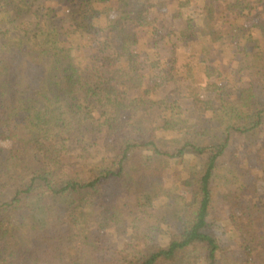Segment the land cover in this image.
Instances as JSON below:
<instances>
[{
  "label": "trees",
  "instance_id": "1",
  "mask_svg": "<svg viewBox=\"0 0 264 264\" xmlns=\"http://www.w3.org/2000/svg\"><path fill=\"white\" fill-rule=\"evenodd\" d=\"M106 2L0 0V264L264 263V21L210 4L164 57L152 0ZM193 69L187 107L152 97Z\"/></svg>",
  "mask_w": 264,
  "mask_h": 264
},
{
  "label": "rangeland",
  "instance_id": "2",
  "mask_svg": "<svg viewBox=\"0 0 264 264\" xmlns=\"http://www.w3.org/2000/svg\"><path fill=\"white\" fill-rule=\"evenodd\" d=\"M156 8L153 11H150L148 14L146 20L151 22V27H153L157 32V34L153 35L151 37L152 45L155 48H158L160 50V54L162 56H168L171 53V46L170 44H166L165 40L162 35L166 34L168 29H179L181 27V24L186 19H191L194 23L201 25L203 17H207V11L204 10V7H207L210 4H214L217 6V13L223 21L226 23L225 26H229V24L237 23L239 25L245 26V28L250 29L253 26L258 25L259 23L264 21V0H152ZM109 2V3H108ZM244 2L245 8L240 13L236 12V9L232 8V5L234 3H240ZM113 3V0H107L105 4L101 6V10L99 11L101 13V23L105 25V17L108 13V16L112 15V12L110 13L109 7ZM61 13V10L58 11ZM225 12V13H224ZM99 20V19H98ZM226 20V21H225ZM261 21V22H260ZM140 31V30H139ZM259 32V31H258ZM139 34V32H138ZM142 34V33H141ZM140 36V35H139ZM263 40V39H262ZM222 46L215 47L213 49V58L217 59V65L219 66L220 70L226 71L229 69V67L234 64L233 60L237 59L239 55H234L235 57L232 58L230 54V48H228L226 51H223L222 53ZM222 53V54H221ZM185 55L180 56L178 58V62L180 64H183L186 62L189 58H186ZM109 70L111 68H108ZM194 70V69H193ZM244 74V73H243ZM200 73L196 70L192 72V76L196 78L197 81H190V80H170L165 81L160 87H157L153 94V98H158L162 96H169V100L179 98L181 103L185 104L184 107L188 106V102L190 101L188 97L190 92H192V89L199 83V76ZM238 76H242V74H238ZM179 78V77H176ZM236 78V79H237ZM246 75L243 76V80H246ZM256 81L257 79L254 78ZM148 84V83H147ZM224 85V83H222ZM146 84H144L145 86ZM200 85V84H199ZM229 85V84H228ZM194 86V87H192ZM204 87V85H201ZM230 87V86H228ZM199 93L202 96H209L210 94L205 92L203 88H200ZM185 113V109L182 110ZM0 145L3 147H17L18 143L14 141H0ZM261 186L264 188V183L260 182ZM174 187V186H173ZM179 189V190H178ZM177 192V193H176ZM177 196H184V192L180 191V188L177 187L176 189ZM180 200L181 198H177ZM164 199H160L155 204L156 206H161L162 204H165ZM228 222H218L216 224L217 231L221 232L227 231L230 229V225L227 224ZM229 235V232H228ZM222 239L227 242V234H222ZM257 264H264L263 261H259Z\"/></svg>",
  "mask_w": 264,
  "mask_h": 264
}]
</instances>
